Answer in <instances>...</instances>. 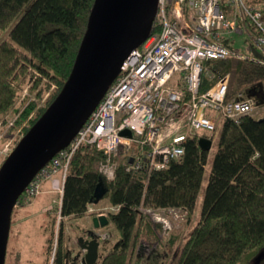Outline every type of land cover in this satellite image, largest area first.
<instances>
[{
  "label": "trees",
  "instance_id": "obj_1",
  "mask_svg": "<svg viewBox=\"0 0 264 264\" xmlns=\"http://www.w3.org/2000/svg\"><path fill=\"white\" fill-rule=\"evenodd\" d=\"M94 1L0 0V117L8 111L17 114L20 91L16 82L27 66L38 73L35 83L45 79L46 88L51 82L56 85L31 124L42 115L71 72ZM245 2L264 13V0ZM158 29L155 22L152 32ZM247 33L258 31L248 23ZM248 40L246 53L233 47L231 37L222 39L235 54L204 62L208 72L202 74L201 92L228 75L226 101L250 97L264 107V55ZM34 107L30 102L20 117L26 118ZM207 136L200 131L189 136L184 155L160 170L134 167L130 161L133 146L116 157L113 179L101 171L106 160L103 150L88 144L77 149L64 180L60 212L63 219L107 215L118 238L100 254L98 264H254L264 250V113L238 120L224 118L212 158L211 147L200 144ZM209 159L200 219L176 248L178 235L146 211L180 209L189 219ZM101 181L106 188L104 197L115 209L92 214L89 210L96 205L94 193ZM144 230L152 246L143 243ZM62 234L61 230L51 264H67L68 246ZM106 242H101L105 248Z\"/></svg>",
  "mask_w": 264,
  "mask_h": 264
},
{
  "label": "built area",
  "instance_id": "obj_2",
  "mask_svg": "<svg viewBox=\"0 0 264 264\" xmlns=\"http://www.w3.org/2000/svg\"><path fill=\"white\" fill-rule=\"evenodd\" d=\"M222 1L158 0L154 21L158 31L131 51L76 136L38 171L17 204L37 196L44 183L51 180V187L60 193V218L69 164L84 144L104 151L106 160L101 171L107 179H113L120 149L128 153L134 146L130 159L134 167L160 170L184 155L189 136L206 130L214 139L224 118L260 116L259 105L250 97L226 101L228 75L207 91H200L202 74L208 72L204 62L235 54L222 39L234 33L246 34L248 23L258 31L249 36L264 55V13L245 0H228L232 5L228 12ZM17 117L18 113L13 120L0 123L1 160L13 150L5 132L15 126L12 121ZM126 129L131 131V137L121 135ZM146 212L163 223L160 212Z\"/></svg>",
  "mask_w": 264,
  "mask_h": 264
},
{
  "label": "water",
  "instance_id": "obj_3",
  "mask_svg": "<svg viewBox=\"0 0 264 264\" xmlns=\"http://www.w3.org/2000/svg\"><path fill=\"white\" fill-rule=\"evenodd\" d=\"M158 0H95L71 72L59 93L30 126L0 166V264H5L12 213L38 171L76 136L104 97L132 50L152 33ZM121 135L131 137L130 130ZM203 148L212 141L202 138ZM106 194L101 181L93 204ZM93 227L79 237L81 264H98L105 241L99 232L109 224L106 214L92 217ZM264 258L259 252L254 263ZM68 262V261H67Z\"/></svg>",
  "mask_w": 264,
  "mask_h": 264
},
{
  "label": "rangeland",
  "instance_id": "obj_4",
  "mask_svg": "<svg viewBox=\"0 0 264 264\" xmlns=\"http://www.w3.org/2000/svg\"><path fill=\"white\" fill-rule=\"evenodd\" d=\"M222 3H223L222 6L226 9H229V7L232 6L231 4L228 3V0H223ZM230 10L231 8L229 9L228 12H230ZM230 37L233 40V47L236 50L246 53L249 52L247 50L248 49L247 46L249 44L248 39H250L248 33L246 34L234 33ZM22 73L23 75H21L17 80V84H18L17 86L20 92L15 102V106L18 108L17 113L19 120L12 121L15 126H12L11 128L9 127L8 129H10V131L6 128V133H5L6 141H11L12 149L18 143L17 141H19L23 137L24 135L23 132H26L25 129L29 128L31 120L35 118L37 111L41 108V106L43 107L48 103L49 99L56 91V85L52 82L49 83V87L46 88L45 82L46 81L48 82V80L45 79H43L42 82L38 85V87H36L37 84L35 83L34 79L38 77L37 76L38 73L35 70H33L31 66H27ZM23 78L26 80H24ZM32 87L33 89L35 88L37 90L31 89ZM23 89L25 93L23 92ZM30 91L33 93V95L32 93L30 94ZM40 92L41 94L38 95ZM48 93L50 94V96ZM30 102H34L35 107L27 116V118L26 119L24 118L25 119L24 120L23 118L20 117L22 115L21 112ZM7 113H8V115L6 114L7 116L4 115L0 117L1 125L4 124L5 121L7 123L10 120H13L16 116V113H12V111H8ZM263 113H264V107L259 105L258 115H261ZM13 128H15L16 130ZM12 129L15 130L14 132L15 134L12 133L13 132ZM8 131L9 132L12 131L11 135ZM200 133L205 135L208 134L206 130H201ZM217 136H218V132L214 136L215 140L212 139L211 152L209 155L210 158H212L214 152L216 151ZM120 150H121L119 151L120 153L123 152V149ZM3 161L4 159L3 160L0 159V166ZM209 166H210V159H209V163L206 166L205 179L202 182L199 197L197 199L194 211L189 219H186L184 212L181 211L180 209H176V210L172 209L166 212H160L161 217L164 218L163 223L165 227L168 228L169 230H172L179 237L178 242L176 244V248H179L184 243L190 230L195 226V224H197L198 220L200 219L202 198L207 184L206 177L208 175ZM56 176L58 177V175ZM59 198H60L59 191L54 190L51 187V180H48L47 182L44 183L42 187V191L37 196L33 197L29 201L24 202L21 200L22 202L20 201L18 204H16L12 213L13 223L11 225V230L8 240L5 264H51L54 258L55 246L58 245L59 235L61 230L64 229L63 230L64 233L62 235L63 236L65 235L63 237V243L64 245H67L69 248L76 246L78 237L84 236L86 229L93 227L92 219H89V217L83 218L84 216H82L73 219H63V217L61 216L59 218L57 214ZM114 209L115 208L109 204L108 199L104 197L96 205L91 206L89 213L97 214L98 212L114 211ZM86 226L87 227L90 226V227L87 228ZM99 232L103 235H106L104 239H106L105 241H107L106 248L101 244V247L99 249L100 250L99 253L102 254L105 249L106 250L110 249V245H112V243L118 238V233L111 223H109L108 226L101 228ZM143 243L152 246L151 238H149V236L147 235L146 230L143 231ZM260 262L261 263L259 264H264V262L262 263V260Z\"/></svg>",
  "mask_w": 264,
  "mask_h": 264
},
{
  "label": "bare ground",
  "instance_id": "obj_5",
  "mask_svg": "<svg viewBox=\"0 0 264 264\" xmlns=\"http://www.w3.org/2000/svg\"><path fill=\"white\" fill-rule=\"evenodd\" d=\"M35 69H36V67H35ZM25 71H26V70H25ZM32 72H33V71H32ZM29 73H30V72H29ZM42 73H43V72H42ZM22 74H23V73H22ZM32 75H34V74H32ZM43 75H44V74H43ZM46 75H47V74H46ZM46 75H45V76H46ZM37 76H38V75H37ZM45 76H44V77H45ZM46 77H47V76H46ZM31 78H32V77H31ZM21 79H22V78H21ZM23 79H24V78H23ZM47 79H48V78H47ZM24 80H26V79H24ZM34 80H35V79H34ZM40 80H41V79H39V81H40ZM41 81H42V80H41ZM41 81H40V83H41ZM30 82H31V81H30ZM30 82H29V83H30ZM46 82H47V81H46ZM46 82H45V85H46ZM16 83H17V82H16ZM33 83H34V82H33ZM37 83H38V84H37ZM36 84H37L36 87H38L39 82H36ZM16 85H18V84H16ZM34 85H35V84H34ZM28 87H29V86H28ZM30 87H31V85H30ZM34 87H35V86H34ZM36 87H35V88H36ZM50 87H51V86H50ZM16 88H17V87H16ZM35 88H34V89H35ZM31 89H33V87H32ZM34 89H33V90H34ZM38 89H39V88H38ZM40 89H41V88H40ZM49 89H50V88H49ZM35 90H37V89H35ZM46 90H47V89H46ZM19 91H20V90H19ZM31 91H32V90H31ZM31 91H30V94L32 93ZM28 92H29V91H28ZM28 92H27V93H28ZM24 93H25V92H24ZM48 94H49V93H48ZM32 95H33V93H32ZM25 96H27V95H25ZM49 96H50V94H49ZM19 97H20V96H19ZM46 98H48V97H46ZM41 107H42V106H41ZM21 111H22V110H21ZM29 114H30V113H29ZM19 116H20V115H19ZM22 118H25V116H24V117L22 116ZM26 118H27V116H26ZM26 118H25V119H26ZM25 119H24V120H25ZM0 120H1V119H0ZM27 121H28V120H27ZM2 122H3V121H2ZM5 122H6V121H5ZM21 123H22V122H21ZM26 123H27V122H26ZM26 123H25V124H26ZM22 124H23V123H22ZM28 124H29V122H28ZM30 124H31V123H30ZM33 124H34V123H33ZM31 126H32V124H31ZM26 127H27V126H26ZM29 127H30V126H29ZM10 128H11V127H10ZM23 128H24V127H23ZM13 129H15V128H13ZM13 129H12V130H13ZM26 129H27V128H26ZM28 129H29V128H28ZM8 130L10 131V129H8ZM15 130H16V129H15ZM15 130H13V132H12V131H11V132L14 133ZM22 130H23V129H22ZM22 130H21V131H22ZM9 131H8V132H9ZM8 132H7V133H8ZM11 132H9L10 135H11ZM5 133H6V132H5ZM20 133H21V132H20ZM23 133L25 134V132H23ZM14 134H15V133H14ZM6 135H7V134H6ZM7 136H8V135H7ZM10 137H11V136H10ZM205 137H206V136H205ZM207 137H208V136H207ZM16 138H17V136H16ZM209 139H210V138H209ZM216 139H217V138H216ZM214 140H215V139H214ZM15 141H16V140H15ZM211 141H212V139H211ZM17 142H18V141H17ZM15 143H16V142H15ZM213 144H214V143H213ZM13 146H14V145H13ZM56 194H57V193H56ZM56 196H57V195H56ZM58 197H59V196H58ZM21 202H22V201H21ZM26 203H27V202H26ZM90 203H91V202H90ZM20 204H21V203H20ZM23 205H24V204H23ZM25 205H26V204H25ZM93 208H94V207H93ZM147 208H148V207H147ZM148 209H149V208H148ZM61 210H62V209H61ZM96 210H98V209H96ZM157 210H158V209H157ZM175 210H176V209H175ZM182 211H184V210H182ZM156 212H158V211H156ZM184 212H185V211H184ZM115 213H117V212L115 211ZM158 213H159V212H158ZM95 214H96V213H95ZM168 214H169V213H168ZM147 215H148V214H147ZM169 215H170V214H169ZM63 216H64V215H63ZM165 218H166V216H165ZM169 220H170V219H169ZM109 221H110V220H109ZM154 222H155V221H154ZM60 224H61V223H60ZM64 224H65V223H64ZM58 225H59V224H58ZM70 225H71V224H70ZM106 226H107V225H106ZM61 227H62V226H61ZM63 230H64V229H63ZM63 230H62V231H63ZM104 231H105V230H104ZM107 231H109V230H107ZM63 233H64V231H63ZM111 233H112V232H111ZM119 235H120V234H119ZM64 236H65V235H64ZM105 240H106V239H105ZM74 241H75V240H74ZM74 241H73V242H74ZM77 243H78V242H77ZM114 243H115V242H114ZM113 245H114V244H113ZM72 246H73V245H72ZM67 249H69V248H67ZM65 250H66V248H65ZM75 250H77V249H75ZM67 251H68V250H67ZM110 251H111V250H110ZM148 251H149V250H148ZM143 252H144V251H143ZM154 252H155V251H154ZM66 253H67V252H66ZM72 253H73V252H72ZM73 255H74V254H73Z\"/></svg>",
  "mask_w": 264,
  "mask_h": 264
},
{
  "label": "flooded vegetation",
  "instance_id": "obj_6",
  "mask_svg": "<svg viewBox=\"0 0 264 264\" xmlns=\"http://www.w3.org/2000/svg\"><path fill=\"white\" fill-rule=\"evenodd\" d=\"M84 236H86V233H84ZM78 240H79V237L77 239V242H78ZM75 249H77V250H75ZM79 251H80L79 242L76 243V246L69 247V249H68V254L69 255H68V260H67L68 262H67V264H81V256L77 257V254H78ZM263 262H264V258L262 259V263Z\"/></svg>",
  "mask_w": 264,
  "mask_h": 264
},
{
  "label": "crops",
  "instance_id": "obj_7",
  "mask_svg": "<svg viewBox=\"0 0 264 264\" xmlns=\"http://www.w3.org/2000/svg\"><path fill=\"white\" fill-rule=\"evenodd\" d=\"M231 35H229V36H227V37H230ZM90 209H91V207H90ZM89 217V219H92V216H88V215H86V216H84L83 218H88ZM87 227V226H86ZM90 227V226H89ZM89 227H87V228H89ZM100 247H101V245H100ZM100 249V248H99ZM100 251V250H99Z\"/></svg>",
  "mask_w": 264,
  "mask_h": 264
}]
</instances>
